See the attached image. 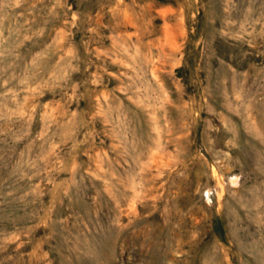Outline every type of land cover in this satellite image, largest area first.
Segmentation results:
<instances>
[{
  "label": "rangeland",
  "instance_id": "obj_1",
  "mask_svg": "<svg viewBox=\"0 0 264 264\" xmlns=\"http://www.w3.org/2000/svg\"><path fill=\"white\" fill-rule=\"evenodd\" d=\"M0 264H264V0H0Z\"/></svg>",
  "mask_w": 264,
  "mask_h": 264
}]
</instances>
